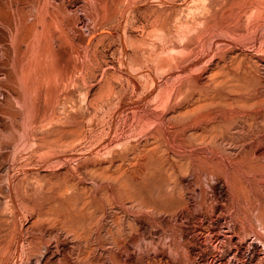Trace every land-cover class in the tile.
<instances>
[{
	"label": "rangeland",
	"instance_id": "1",
	"mask_svg": "<svg viewBox=\"0 0 264 264\" xmlns=\"http://www.w3.org/2000/svg\"><path fill=\"white\" fill-rule=\"evenodd\" d=\"M13 1L0 264H264V0Z\"/></svg>",
	"mask_w": 264,
	"mask_h": 264
},
{
	"label": "bare ground",
	"instance_id": "2",
	"mask_svg": "<svg viewBox=\"0 0 264 264\" xmlns=\"http://www.w3.org/2000/svg\"><path fill=\"white\" fill-rule=\"evenodd\" d=\"M12 1H13V0H12ZM22 1L25 2V0H21V2H22ZM27 1H28V0H27ZM30 1H32V0H30ZM34 1H35V0H34ZM37 1H38V0H37ZM40 1L42 2V0H40ZM44 1H45V0H44ZM50 1H53V0H50ZM50 1H49V2H50ZM56 1H58V0H56ZM56 1L54 0V2H56ZM13 2H14V1H13ZM18 2H20V1H18ZM49 2H48V3H49ZM34 3H35V2H34ZM34 3L32 2V4H34ZM48 3H46V4H48ZM50 3H52V2H50ZM57 3H58V2H57ZM59 3H61V2H59ZM59 3H58V4H59ZM30 4H31V2H30ZM35 4H37V3H35ZM35 4H34V5H35ZM54 4H56V3H54ZM9 5H10V4H9ZM19 5H20V4H19ZM34 5H33V6H34ZM42 5H43V3H42ZM31 6H32V5H31ZM33 6H32V7H33ZM36 6H37V5H36ZM51 6H53V5L51 4ZM58 6H59V5H58ZM62 6H63V5H62ZM32 7H30V9H32ZM37 7H38V6H37ZM53 7H54V6H53ZM63 7H64V6H63ZM63 7H62V8H63ZM1 8H2V6H1ZM33 8L35 9L36 7L34 6ZM28 9H29V8H28ZM39 9H40V7L38 8V10H39ZM44 9H45V7H44ZM59 9H60V8H59ZM4 10H6V9H4ZM17 10H18V9H17ZM46 10H47V8H46ZM46 10H45V11H46ZM68 10H69V9H68ZM19 11H20V10H19ZM30 11H31V10H30ZM35 11H36V10H35ZM40 11H41V9H40ZM42 11H43V9H42ZM42 11H41V12H42ZM50 11H51V9H50ZM52 11H55V9L52 10ZM64 11H65V10H64ZM64 11H63V12H64ZM37 12H38V11H37ZM43 12H44V11H43ZM57 12H58V11H57ZM44 13H45V15H46V12H44ZM44 13H43V14H44ZM53 13H54V12H53ZM53 13H52V14H53ZM65 13H67V12H65ZM3 14H4V13H3ZM26 14H27V13H26ZM28 14H30V13H28ZM31 14H33V13H31ZM31 14H30V15H31ZM34 14H35V13H34ZM38 14L41 15V13H38ZM43 14L40 16V20H41L40 23H42V27H41V29L46 30L48 27H50V25L47 24V22H46V20H45V19H47V18H45V15H43ZM48 14H50V13H48ZM30 15H28V16L30 17ZM53 15H54V14H53ZM58 15H59V14H58ZM66 15H67V14H66ZM20 16H21V15H20ZM26 16H27V15H26ZM37 16H38V15H37ZM50 16H51V15H50ZM62 16H63V15H62ZM33 17H34V16H33ZM63 17H64V16H63ZM63 17H61V18L63 19ZM67 17H68V16H67ZM67 17H66V18H67ZM25 18H26V17H25ZM37 18H38V17H37ZM57 18H58V17H57ZM57 18H56V19H57ZM68 18H69V17H68ZM28 19H29V18H28ZM28 19H27V20L25 19V20L28 21ZM31 19H32V16H31ZM50 19H51V18H50ZM50 19H48V20H50ZM62 19H60V22H59V19H58V23H60V25H62L61 28L63 27V20H62ZM32 20H33V19H32ZM37 20H38V19H37ZM48 20H47V21H48ZM66 20H67V19H66ZM23 21H24V20H23ZM23 21H22V22H23ZM30 21H31V20H30ZM30 21H29V23H28V24H29V27H31V26L33 25V24H32V25L30 26V24H31ZM19 22H20V21H19ZM24 22H25V21H24ZM34 22H35V21H34ZM48 22H49V21H48ZM50 22H51V21H50ZM53 22H54V21H53ZM32 23H33V22H32ZM37 23H38V22H37ZM28 24H27V25H28ZM21 25H22V24H21ZM74 25H75V24L73 23L72 26H74ZM8 26H9V25H8ZM24 26H25V25H24ZM24 26H23V27H24ZM39 26H41V25H39ZM46 26H48V27H46ZM56 26H57V25H56ZM56 26H55V24H54V27H56ZM76 26H78V25H76ZM76 26L74 27L73 31L75 30ZM29 27H28V30H29ZM36 27H37V26H36ZM69 27H70V26H69ZM50 28H51V27H50ZM77 28H78V27H77ZM34 29H35V28H34ZM39 29H40V27H39ZM48 29H49V28H48ZM68 29H69V28H68ZM37 30H38V29H37ZM59 30H60V29H59ZM76 30H78V29H76ZM76 30H75V31H76ZM19 31H20V30H19ZM38 31H39V30H38ZM49 31H50V30H49ZM67 31H68V30H67ZM29 32H30V31H29ZM33 32H35V30H34ZM41 32H42V31H41ZM64 32H65V31H64ZM69 32H70V29H69ZM19 33H21V32H19ZM35 33H36V32H35ZM71 33H72V32H71ZM92 34H93V33H91V34H89V35L87 36L86 41H89V40L91 39ZM15 35H16V34H15ZM18 35H19V34H18ZM22 35H23V34H22ZM38 35H39V34H38ZM45 35H46V34H45ZM16 36H17V35H16ZM16 36H15V37H16ZM36 36H37V35H36ZM60 36H61V35H60ZM69 36H70V35H69ZM74 36H75V34H74ZM74 36H73V38H74ZM8 37H9V36H8ZM15 37H14V38H15ZM27 37H28V36H27ZM32 37H33V36H32ZM32 37H31V38H32ZM37 37H38V36H37ZM42 37L45 38V36H42ZM42 37H41V38H42ZM18 38H19V37H18ZM23 38H24V37H23ZM38 38H39V37H38ZM52 38H53V37H52ZM63 38H64V37H63ZM65 38H66V37H65ZM77 38H78V37H77ZM11 39H12V38H11ZM16 39H17V38H16ZM16 39H14V40H15V41H14L15 43H16ZM28 39H29V38H28ZM69 39H70V38H69ZM75 39H76V38H75ZM1 40H2V39H1ZM22 40H23V39H22ZM39 40H40V39H39ZM42 40H43V39H42ZM45 40H46V39H45ZM45 40H44V41H45ZM48 40H49V38H48ZM18 41H19V40H18ZM36 41H37V40H36ZM52 41H54V39H53ZM52 41H51V43H52ZM68 41L70 42V40H68ZM74 41H75V40H74ZM21 42H23V41H21ZM26 43H27V42H26ZM29 43H30V42H29ZM31 43H32V42H31ZM48 43H49V41H48ZM48 43H47V45H48ZM17 44H18V43H17ZM20 44H22V43H20ZM23 44H24V43H23ZM32 44H33V43H32ZM36 44H37V43H36ZM43 44H45V42H43ZM26 45H27V44H26ZM29 45H30V44H29ZM29 45H28V46H29ZM20 46H21V45H20ZM44 46H45V45H44ZM15 47H18V46L16 45ZM32 48H33V45H32ZM35 48H36V47H35ZM47 48H48V47H47ZM50 48H51V47H50ZM25 49H26V48H25ZM43 49H44V48H43ZM45 49H46V48H45ZM52 49H53V48H52ZM54 49H55V48H54ZM26 50H27V49H26ZM47 50H48V49H47ZM29 51H30V50H29ZM23 52H24V51H23ZM43 53H44V52H43ZM48 53H49V52H48ZM29 54H30V53H29ZM34 54H35V53H34ZM46 54H47V53H46ZM46 54H45V55H46ZM19 55H20V54H19ZM23 55H24V54H23ZM58 55H59V54H58ZM21 56H22V54H21ZM26 57H27V56H26ZM47 57H48V56H47ZM47 57H45V58H47ZM23 58H24V57H23ZM34 58H35V57H34ZM20 59H21V58H20ZM57 59H58V58H57ZM52 60H53V59H52ZM58 60H59V59H58ZM18 61H20V60H18ZM23 61H24V60H23ZM3 63H4V62H3ZM6 63H7V62H6ZM18 64H21V63L18 62ZM24 64H26V62H25ZM54 64H55V63H54ZM60 64H61V63H60ZM27 65H28V64H27ZM62 65H63V63H62ZM19 66H20V65H19ZM21 66H22V65H21ZM45 66H46V65H45ZM29 67H30V65H29ZM24 68H25V67H24ZM56 68H57V67H56ZM9 69H10V68H9ZM19 69H21V68L19 67ZM19 69H18V72H19ZM22 69H23V68H22ZM27 69H28V66H27ZM27 69H26V71H27ZM30 69H31V68H30ZM36 69H37V68H36ZM41 69H42V68H41ZM28 70H29V69H28ZM20 71H21V70H20ZM24 71H25V69H24ZM26 71L24 72L25 75H26V73H27ZM53 71H54V70H53ZM18 72H17V73H18ZM35 72H36V71H35ZM35 72H34V73H35ZM55 72L57 73V71H55ZM55 72H54V73H55ZM24 73H23V74H24ZM30 73H31V71H30ZM20 74H21V73H20ZM27 74H29V72H28ZM29 75H30V74H29ZM59 75H60V74H59ZM23 77H24V76H23ZM34 78H35V77H34ZM26 81L28 82V79H27ZM35 81H36V79H35ZM54 83H55V82H54ZM52 84H53V83H52ZM35 85H36V84H35ZM53 85H54V84H53ZM26 86H27V85H26ZM28 86H30V85H28ZM29 89H30V88H29ZM26 91H27V90H26ZM25 93H26V92H25ZM44 93H45V92H44ZM24 95H25V94H24ZM67 95H69V94H67ZM70 95H71V94H70ZM64 96H65V94H64ZM56 97H57V96H56ZM71 97H72V95H71ZM228 97H229V96H228ZM33 98H35V97H33ZM45 98H46V97H45ZM45 98H44V99H45ZM65 98H66V97H65ZM67 98H68V96H67ZM26 100H27V99H26ZM26 100H25V101H26ZM32 100H33V99H32ZM46 100H47V99H46ZM46 100H45V101H46ZM33 101H35V100H33ZM228 102H229V101H228ZM31 103H32V102H31ZM224 103H225V102H224ZM29 104H30V103H29ZM226 104H227V103H226ZM26 105H27V104H26ZM30 105H31V104H30ZM38 106H39V104H38ZM26 107H27V106H26ZM26 107H25V108H26ZM30 108H31V107H30ZM30 108H29V109H30ZM27 109H28V108H27ZM35 109H36V108H35ZM26 111H27V110H26ZM29 111H30V110H29ZM52 111H53V110H52ZM27 112H28V111H27ZM27 112H26V114H27ZM31 112H32V111H31ZM31 112H30V113H31ZM54 115H55V114H54ZM54 115H53V116H54ZM51 116H52V114H51ZM71 116H72V115H71ZM45 117H46V116H45ZM72 117H73V116H72ZM24 118H25V117H24ZM29 118H30V117H29ZM40 118H41V117H40ZM57 118H58V117H57ZM25 119H26V118H25ZM25 119H24V120H25ZM39 120H40V119H39ZM25 121H26V120H25ZM28 121H29V120H28ZM30 121H31V120H30ZM33 121H34V120H33ZM40 122H41V121H40ZM25 123H26V122H25ZM37 123H38V122H37ZM37 123H36V124H37ZM147 123H148V122H147ZM28 124H29V123H28ZM28 124H27V125H28ZM260 136H261V134H260ZM262 136H263V135H262ZM257 139H258V138H257ZM253 140H254V139H253ZM242 150L244 151V149H242ZM253 152H254V151H253ZM240 154H241V152H240ZM243 154H244V153H243ZM233 156H234V155H233ZM241 156H242V155H241ZM243 156H244V155H243ZM256 156H257V155H256ZM234 157H235V156H234ZM240 158H241V157H240ZM237 159H238V158H237ZM243 159H244V157H243ZM241 160H242V159H241ZM244 161H245V160H244ZM235 163H236V161H235ZM243 165H244V164H243ZM241 167H242V166H241ZM256 167H257V165H256ZM259 167H260V166H259ZM69 227H70V226H69ZM119 229H120V228H119ZM38 230H39V229H38ZM33 238H34V237H33ZM92 240H93V239H92ZM27 241H28V240H27ZM60 241H61V240H60ZM26 243H27V242H26ZM31 243H32V242H31ZM44 243H45V242H44ZM42 244H43V243H42ZM89 244H90V243H89ZM46 245H47V244H46ZM56 245H57V244H56ZM37 248H38V247H37ZM43 248H44V247H43ZM34 252H35V251H34ZM32 253H33V252H32ZM68 255H69V254H68ZM39 256H40V255H39ZM52 258H53V257H52ZM61 258H62V257H61ZM67 258H68V257H67ZM69 258H70V257H69ZM34 260H36V259H34ZM27 264H28V263H27ZM81 264H82V263H81Z\"/></svg>",
	"mask_w": 264,
	"mask_h": 264
}]
</instances>
